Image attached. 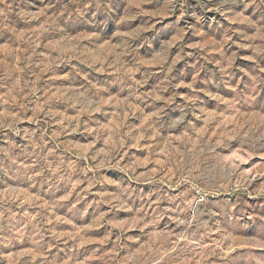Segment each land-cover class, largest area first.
Returning a JSON list of instances; mask_svg holds the SVG:
<instances>
[{"label":"rangeland","instance_id":"rangeland-1","mask_svg":"<svg viewBox=\"0 0 264 264\" xmlns=\"http://www.w3.org/2000/svg\"><path fill=\"white\" fill-rule=\"evenodd\" d=\"M0 264H264V0H0Z\"/></svg>","mask_w":264,"mask_h":264}]
</instances>
